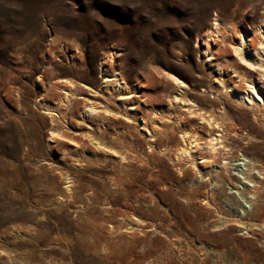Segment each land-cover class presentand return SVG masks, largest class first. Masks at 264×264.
<instances>
[{"label":"rangeland","instance_id":"rangeland-1","mask_svg":"<svg viewBox=\"0 0 264 264\" xmlns=\"http://www.w3.org/2000/svg\"><path fill=\"white\" fill-rule=\"evenodd\" d=\"M250 83L264 0H0V264H264ZM212 101L233 149L179 161Z\"/></svg>","mask_w":264,"mask_h":264},{"label":"bare ground","instance_id":"bare-ground-1","mask_svg":"<svg viewBox=\"0 0 264 264\" xmlns=\"http://www.w3.org/2000/svg\"><path fill=\"white\" fill-rule=\"evenodd\" d=\"M215 25L217 26V24ZM248 86L249 88L245 93L241 92L235 94V91H233L230 92V95L232 97H235L237 100L244 102L247 106H253L252 108H250L252 110L255 108V104L258 108H260L261 105H264V92L262 91V88L253 85V83H250V85ZM192 103L193 102H191V104ZM220 105L222 107H219ZM225 105H227L226 101L222 103H219L218 101H212V103L210 102V104H204L203 107H199V109L197 110L199 112L198 116L201 119L200 125L193 126L190 125L189 122H186V126L184 128L186 130H184L181 135L182 139L184 140V143L179 148H177L176 151L179 161H194L197 157L198 159L203 160L201 163L204 162L205 165L211 168H220V160L221 157H223L222 152H224L225 150L227 151L233 149V144H228L227 139L230 136V133L232 132V125L234 124H224V116L220 115V108H222L225 113ZM93 111V109L90 110V112ZM194 113L197 114V112ZM225 114L227 115V113ZM204 124H207V126L209 127L210 130L208 132H205L206 129H204V126H202ZM237 128L240 129L238 126ZM153 130L155 132H161V128H159L158 126L154 127ZM243 131L245 135H248L247 131ZM231 139L233 141H237L233 137ZM154 141L155 145H161V139L159 141L158 139H154ZM236 144H240L239 141ZM248 171H250V169ZM229 178L231 179L232 177L230 176ZM254 187H256L255 184Z\"/></svg>","mask_w":264,"mask_h":264}]
</instances>
